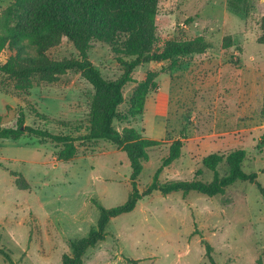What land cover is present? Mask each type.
<instances>
[{"label": "rangeland", "instance_id": "374dc122", "mask_svg": "<svg viewBox=\"0 0 264 264\" xmlns=\"http://www.w3.org/2000/svg\"><path fill=\"white\" fill-rule=\"evenodd\" d=\"M12 2L0 0V12ZM238 4L236 12L227 0L157 1L154 24L160 43L203 39L212 47L201 55L141 65L124 87L119 114L127 110L138 82L146 76L156 82L140 115L128 123L113 121L119 132L133 128L144 138L163 142L147 150L148 161L136 183L139 192L151 184L170 143L182 137L181 156L162 169L160 183H210L214 173L202 159L241 149L242 170L256 173V183L264 189V146L259 145L264 133V45L257 43L264 0ZM9 54L5 50L1 60ZM50 56L77 58V52L64 38ZM88 56L103 79L121 75L108 45L92 41ZM94 94L78 72L26 94L0 91V126H14L22 111L25 125L82 135L84 131H67L58 122L83 129ZM75 147V157L63 162L57 159L62 145L55 142L27 134L17 141L0 140V252L12 264H61L71 253V242L96 228L102 208L127 200L131 168L125 153L104 140L76 142ZM217 172L226 174V165L220 164ZM105 232L81 264H264V201L257 185L248 182L236 181L212 197L154 191L131 212L111 218ZM0 264H10L2 254Z\"/></svg>", "mask_w": 264, "mask_h": 264}, {"label": "trees", "instance_id": "16d2710c", "mask_svg": "<svg viewBox=\"0 0 264 264\" xmlns=\"http://www.w3.org/2000/svg\"><path fill=\"white\" fill-rule=\"evenodd\" d=\"M158 0H13L0 12V56L9 51L5 61L0 57V91L26 94L33 87L56 84L68 72H78L94 91L85 126L59 121L64 129L84 131L79 136L52 134L47 129L31 127L24 123V113L19 111L14 126H0V140L17 141L23 135L48 140L62 145L57 159L63 162L76 155V142L104 140L125 153L131 168V192L124 204L110 209L102 208L97 226L86 237L70 244L71 253L62 257L61 264H81L84 253L106 237L105 228L111 218L131 212L137 202L157 191L163 195L174 192L184 194L197 192L209 197L222 194L236 181L257 185L264 201V189L257 183L256 173L242 170L245 151L236 149L226 155L211 153L202 159V165L214 173L210 183L201 181H178L160 183L158 175L181 156L183 137L173 140L168 153L161 160L151 184L142 192L137 189V180L143 164L148 161L147 150L163 144L161 140L144 138L133 128L116 130L113 121L128 123L143 111L147 94L156 88L153 77L146 76L132 91L128 108L119 114L124 103L123 89L132 82L133 71L144 64L173 62L176 58L201 55L212 46L203 39L179 42H159L154 18ZM239 0H227V6L239 11ZM260 35L257 43L264 45V15L259 21ZM72 44L77 58H52L50 52L58 48L63 39ZM92 41L109 46L121 67V75L114 80H105L90 61L88 51ZM264 104V96H263ZM42 121L49 117L37 114ZM3 119L0 116V121ZM259 145L264 146V133ZM224 163L226 174L219 176L217 167ZM264 173V168L262 170ZM197 174H201L198 170ZM12 264L8 254L0 252ZM210 259V248L206 249Z\"/></svg>", "mask_w": 264, "mask_h": 264}]
</instances>
